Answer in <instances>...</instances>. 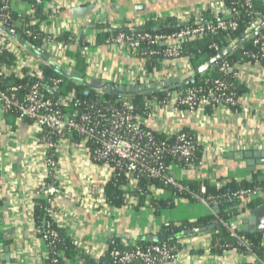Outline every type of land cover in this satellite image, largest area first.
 <instances>
[{"label":"crops","instance_id":"1","mask_svg":"<svg viewBox=\"0 0 264 264\" xmlns=\"http://www.w3.org/2000/svg\"><path fill=\"white\" fill-rule=\"evenodd\" d=\"M214 1L217 0H50L45 4L49 15L38 27L48 35L68 34L79 38L77 45L81 43L89 48L85 76L101 83L111 82V78L140 73L142 58L105 42L89 44L90 29L99 33L98 26H103L105 30L115 31L127 22L140 27L150 20H155L154 28L165 21L180 25L187 12ZM87 4H101V8L79 20L60 16L66 10ZM259 4L264 7V2ZM11 8L18 15L32 14L30 4L22 0H11ZM225 49L231 50L230 47ZM28 57L40 68L41 59ZM185 61L170 62L166 67ZM234 64L238 65L239 73L236 83L242 89L237 109L206 114L166 105L155 111L153 119L145 121L147 127L158 131L163 138L185 132L197 143L199 149L193 165L182 169L180 165L169 163L170 175L178 182L219 189L230 181L253 182L255 173H258L257 180L264 182V165L255 164L250 171L247 159L239 158V154L246 151H264V65L241 59ZM74 65L75 61L69 66L62 64V68L71 71ZM168 78L167 74L157 77L156 81L170 80ZM41 148L30 123L14 121L11 124L4 114L0 115V264H46L49 256L50 250L37 235L33 218L34 201L43 199L38 191L48 179L41 166ZM58 161L57 180L61 188L53 198L52 221L89 259L104 258L113 240H118L121 246L132 244L149 235H161L159 232L167 222H194L209 215L206 205L182 200L169 190L156 187H150L147 199H171L173 208L155 215L148 202L139 206L136 197L132 204L128 201L126 205L116 206L105 194L110 170L93 163L82 147L63 148ZM249 216L251 212L245 210L241 216H232L229 220L238 235L243 230L261 234L262 239L264 234L254 228L243 229ZM177 244L180 247L178 264H253V259L238 251H211L212 236L205 232L183 237ZM79 261L75 256L66 259L64 264H80Z\"/></svg>","mask_w":264,"mask_h":264},{"label":"built area","instance_id":"2","mask_svg":"<svg viewBox=\"0 0 264 264\" xmlns=\"http://www.w3.org/2000/svg\"><path fill=\"white\" fill-rule=\"evenodd\" d=\"M40 3V0H34ZM255 0H241L238 7L235 3L227 5L226 0H217L200 7L198 10H190L187 17L180 26V29L166 33H141L136 34V26L133 22H127L115 29V36H110L105 40V44L116 46L120 50L128 52L142 58V69L140 73L131 76L111 78V83L117 85H150L157 82V77L168 79L180 77L191 71L192 66L188 60L171 68L166 67L167 63L179 61L183 53V40L187 38H200L205 35L216 36L223 33L224 39L229 41V34L238 30L242 9L257 20L259 14L254 11ZM261 3L264 0H256ZM10 0H0V26L11 27L14 18L11 13ZM209 11L214 16L215 21L206 23L202 14ZM253 21V22H254ZM145 22L140 25L142 27ZM123 29H129L132 33L126 34ZM0 30V56L3 52L10 53L14 58L10 67L0 63V75L11 77L14 75L20 79L26 77L35 79L34 82L24 84H12L3 86L0 81V115L7 110H14L17 114L16 123L26 119L34 127L37 134V142L40 144L41 166L52 178L53 183H43L39 188V194L46 199L49 207L47 215L52 220L54 216L53 198L59 193L60 182L57 176L60 172L58 154L63 148L82 147L90 156L93 163L102 165L110 170V178L119 176L124 172L127 177V185L121 187L135 191L139 178L147 177L163 182L180 192H186L195 201L207 206L209 215L224 227L230 236L236 239L246 252L242 255L253 259V264H264V258L258 257L252 252V244L244 237L238 235V231L229 219L218 217V206L216 200L221 197H244L248 200L264 197V186H252L245 189H238L231 192L229 189L223 195L206 194L204 186H201L197 193L187 188L183 183L178 182L170 175L169 166L165 163V158H170L171 165H180L182 169L190 167L196 160L197 143L185 132H177L172 137L160 138V133L147 127L145 121L153 119L155 111L160 106L171 105L174 109L183 108L191 113H204V108L208 103L213 104L214 111H230L229 107L237 105L234 94L227 95L231 84L224 78L215 79L211 86L202 92L195 89H174L168 91L161 101L146 100L145 107L148 113L139 116L134 107L123 97L116 98L113 102L103 99L100 95L93 99L71 100L58 94L56 85L60 80L53 79L52 87H48L43 82L42 70L39 65L24 55L23 50L10 43ZM42 37V48L49 53L59 65H70L75 58L68 56L67 51L73 44L77 45L79 38L69 37L67 41L59 40V36L48 35L39 30ZM24 34L33 36V32L25 28ZM98 32L90 29L88 39L89 44L96 41ZM136 34V35H135ZM36 38V36L34 37ZM254 52H246L248 59L253 63H260L264 58V34H257L252 41ZM210 48L217 50V46L212 44ZM88 46H83L81 55L88 58ZM149 56H160L163 63L159 67H152L148 71L145 59ZM221 61V60H220ZM58 65V66H59ZM169 66V65H168ZM218 72L222 77L238 79V65H230L227 61H221ZM121 76V75H120ZM48 88L49 94L45 93ZM20 91H24L22 98L18 96ZM87 92L83 96L87 97ZM73 101V102H71ZM73 105V109L63 112V108ZM77 137V138H74ZM88 144H94L91 150ZM134 203L135 196L128 197L127 203ZM90 208L89 205H85ZM180 224H174L178 227ZM169 222L164 227L170 228ZM38 234L39 231L36 230ZM48 246L49 250L57 239V233L46 225V229L39 236ZM260 246L264 249V237L260 240ZM121 248H110L107 250L111 261L110 264H178L180 261L179 244L140 246L136 242L124 244ZM222 251L230 250L229 246H220ZM212 249V247H211ZM237 251L236 248L231 249ZM92 254V252H88ZM49 258V257H48ZM51 264H56V260H50Z\"/></svg>","mask_w":264,"mask_h":264},{"label":"trees","instance_id":"3","mask_svg":"<svg viewBox=\"0 0 264 264\" xmlns=\"http://www.w3.org/2000/svg\"><path fill=\"white\" fill-rule=\"evenodd\" d=\"M30 4L32 14L31 15H18L15 11L11 9L12 16L14 18V23L10 30L15 31L16 34L21 35V38L25 40L24 44L20 43V40H16L14 35H11L6 32L7 27L0 26V30L3 31L1 34L8 40L10 43H13L18 48L22 49H34V48H41L42 47V37L43 34L39 31V23L45 20L48 17V12L45 11V4L50 0H40V3H36L34 0H22ZM241 0H226L227 5L230 3H235L238 7ZM260 1H254L253 7L254 11L259 14L257 20H253L252 15H248L243 9L241 11L240 20H239V27L238 30L229 34V41L226 43L224 39V34L220 33L216 36L212 35H205L200 38H187L183 40V53L180 55L179 60H188L192 66L191 71L187 72L184 75H181V81L184 82V85H177L175 84L173 87H165L160 89V91L156 94L152 95H144L143 93L133 92V93H119L118 95H108L102 92L103 87L105 86H112L114 87L115 84L111 82H102L100 87H92L90 85L91 79H88L85 76L86 70V63L85 59L81 55V50L83 44L79 43L78 45L72 46L70 50H68V56L75 58L76 62L73 67V70L83 75L82 80L75 79L71 77L70 70L66 68H62L61 66L54 65L50 60L41 58L40 68L42 70L43 82L50 88L53 86L52 80L57 79L60 82L56 85L57 92L60 95H63L71 100L77 99H93L96 96L100 95L103 99L113 102L118 97L125 98L135 109L136 114L139 116L145 115L148 113V110L145 107L146 100H157L161 101L164 99L166 92L172 91L174 89H195L199 91L205 90L207 87L211 86L212 81L219 78H224L228 84L232 85V88L226 92L227 95L234 94V98L238 100L242 89L236 83L233 78L229 77H222L221 74L218 72V66L221 61H227L230 65H233L237 62L238 59L241 61H246L248 63H253L254 61L248 59L245 55L246 52H254L252 46V41L254 40V33L256 31L259 34H264V7L259 4ZM11 3V0H10ZM203 20L206 23H210L215 21V18L209 11H206L202 14ZM155 20H150L143 27H139L136 29V34L141 33H166V32H173L180 29V26L175 25L173 22H164L163 24L157 25L154 28ZM254 21V22H253ZM101 29V32L97 34L96 41L100 44H104L105 40L108 39L110 36H115L116 31L112 30H105L103 26H98ZM27 28L31 32H33V36L28 37L24 34L23 30ZM103 30V31H102ZM126 34L132 33L129 29H123ZM135 34V35H136ZM241 35H243L241 37ZM36 36V38H34ZM69 38L68 34H63L59 37V40L67 41ZM212 44L217 46V50L210 48ZM226 47H230L231 50L228 51L226 55H224L221 59L215 61L207 70L202 72L201 74L194 75L192 70L199 66L204 65L207 63L211 58L215 57L221 50L225 49ZM14 58L10 53L3 52L0 56V63L5 64L7 67H10L13 63ZM221 60V61H220ZM260 63L264 65V58L260 59ZM163 63V60L160 56H149L145 59V65L148 71L152 70V67H159ZM0 81L3 86H8L12 84H24L25 82L32 83L35 81L33 78L26 77L24 79H20L12 75L11 77H3L0 75ZM87 92V97L83 96V94ZM24 91H20L18 96L22 98ZM45 93L49 94L48 88L45 89ZM73 102V101H71ZM238 107L237 105L229 107L230 110H235ZM213 104L208 103L204 108V112L206 114H212ZM70 109H73V105L70 104L69 107L63 108V112H68ZM4 116L8 122L11 124L17 120L18 114L14 110H7L4 112ZM27 124L30 123L29 120H22ZM160 138L163 139L161 135ZM77 138V137H74ZM89 148L92 150L95 145L88 144ZM198 149L196 154L198 153ZM171 162L170 158H165V163L169 165ZM258 173L253 174V182L248 181H241L235 182L230 181L223 187L219 189H215L210 187L209 185H203L206 191V194H214L217 196L223 195L227 189L231 192H235L238 189H245L252 186H264V182L258 181L257 176ZM52 178L47 179V183H53ZM127 185V177L124 172H120L119 176H112L111 179L105 185V194L110 199L111 203L119 206L120 204L126 205L127 197L135 196L138 201L139 206H144L146 202H148L150 209H152L153 213L159 214L160 211L171 209L174 207V202L171 199H147V196L150 194V187H156L162 190H169L172 195H176L177 197L181 198L182 200L186 201H195L189 194L186 192H180L177 189L163 184L158 180L151 179L144 175L143 177L139 178L137 181V186L135 191H129L128 189L122 190L121 187ZM187 188L191 189L193 192L197 193L201 187L198 183H190L185 184ZM264 202V197L259 199L248 200L244 197H221L216 200L218 211L217 215L223 219H229L232 216H241L245 210H254L256 207L260 206ZM34 210H33V218L36 230L39 231L37 234L41 236V233L46 229V225L50 224V228L53 229L57 233V239L54 241L53 246L50 248L49 258L46 260V264H51L50 260H56V264H64L66 259H70L72 257H78L80 260V264H110V257L108 254L101 260H92L89 259L84 253L77 250L75 245L72 241L65 235V233L59 229L55 223L50 219L47 215L46 210L49 207L46 199H36L34 201ZM170 228L162 226L159 234L161 235H173L172 239H167L161 243H148L145 240H139L136 243L140 246H149L152 244L156 245H170V244H177L179 240L183 237H191L194 234L189 236L185 235L187 230H193L200 227H209L216 225L211 231H206L205 234H210L212 236V249L211 251H215L217 253H221L222 249L220 246H229V249L236 248L238 252H246L245 248L239 244V242L232 238L229 232L222 227L219 223L214 220L212 215H207L202 217L194 222L183 221L180 223L178 227H173L174 223H170ZM239 234L244 237L249 243L252 244V252H254L258 257L264 258V249L260 246L261 234H249L247 231L241 230ZM110 248H121V244L118 240H113L110 245Z\"/></svg>","mask_w":264,"mask_h":264},{"label":"water","instance_id":"4","mask_svg":"<svg viewBox=\"0 0 264 264\" xmlns=\"http://www.w3.org/2000/svg\"><path fill=\"white\" fill-rule=\"evenodd\" d=\"M101 8V4H87L84 6H78L71 8L69 10L64 11L61 13L62 19L68 20H79L85 18L89 15L94 14ZM6 32L14 35L16 40H20L21 44L25 43V40L21 38V35L16 34L15 31L10 30L9 28L6 29ZM258 31L254 33V37L257 36ZM243 35H241L242 37ZM24 52L33 58L41 59L42 57L45 59L50 60L54 65H59L54 59L50 57V55L44 51L42 48H34V49H24ZM228 53V49L221 50L215 57L211 58L207 63L192 70L194 75L201 74L205 70H207L215 61L221 59L224 55ZM71 77L82 80L83 75L76 72L75 70L70 72ZM175 84L177 85H184L185 83L181 81L180 77H174L173 79L162 81V82H155L150 85H117V86H105L102 89V92L108 95H118L119 93H133L139 92L143 93L144 95H152L156 94L160 91V89L165 87H173ZM90 85L92 87H100L101 81L100 80H91ZM239 158L247 159V165L250 166V171L253 170L255 164L264 165V151H246L239 154ZM251 212V216L247 217L244 221L243 229L246 230L248 228H254L256 232L264 234V202L256 207V209L249 211ZM214 226L209 227H200L193 230H187L185 232L186 236L191 234H203L206 231H211ZM173 235H149L145 238V241L148 243H161L166 241L167 239H172ZM7 251V249H6ZM8 260V257L6 258Z\"/></svg>","mask_w":264,"mask_h":264}]
</instances>
